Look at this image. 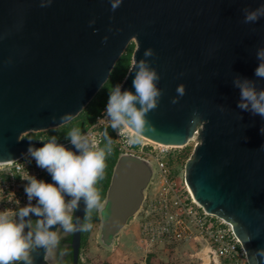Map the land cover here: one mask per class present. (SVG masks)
<instances>
[{
  "label": "water",
  "instance_id": "1",
  "mask_svg": "<svg viewBox=\"0 0 264 264\" xmlns=\"http://www.w3.org/2000/svg\"><path fill=\"white\" fill-rule=\"evenodd\" d=\"M111 3L0 0V163L50 139L28 133L78 116L134 41L121 90L135 92L134 65L144 60L160 77L156 87L162 92L146 114L152 128L144 136L184 147L197 133L184 166L186 185L208 213L231 225L249 264H264V119L237 107L240 93L233 83L249 78L264 89V79L254 74L264 17L244 23V9L264 0H122L115 11ZM148 49L151 57L144 56ZM57 142L76 151L70 140ZM154 175L147 159L120 154L100 212L105 244L116 243L141 212ZM44 181L52 182L48 173ZM85 207L81 200L74 212L79 223ZM81 232L71 235L73 264L79 262ZM31 255L34 264H49L43 249Z\"/></svg>",
  "mask_w": 264,
  "mask_h": 264
},
{
  "label": "clouds",
  "instance_id": "2",
  "mask_svg": "<svg viewBox=\"0 0 264 264\" xmlns=\"http://www.w3.org/2000/svg\"><path fill=\"white\" fill-rule=\"evenodd\" d=\"M121 2L112 0V11ZM261 17H264V5L254 10L244 9L245 24L255 23ZM152 55L151 49L144 52L145 57ZM256 58L259 65L255 77L264 79V47L257 50ZM134 68L132 86L135 92L122 91L119 84L112 86L105 109L110 127L128 145L141 143L145 132L152 128L146 120V114L158 106V97L162 95L156 87L160 77L149 70L144 60L137 62ZM233 83L240 93L237 107L264 119V89L258 90L255 81L249 78L237 77ZM177 91L180 95L184 94L183 87ZM176 102L173 99L172 103ZM61 119L69 120L70 117ZM260 131L264 133V127ZM105 137L107 144L100 147L91 131L84 133L80 128L73 127L67 132L66 138L76 151L58 143L55 136L44 142L42 147L29 146L26 156L34 159L39 168L46 170L52 182L37 179L28 172L21 175L22 179L29 181L25 186L29 204L16 211H0V264H34L31 253L36 249L44 250V257L49 264H59V258L66 254V249H61L62 239L77 231L92 229L90 213L102 212L106 203L96 186L104 178L106 156L111 151L112 140L107 132ZM66 196L71 199L66 200ZM33 199L37 200L36 205H32ZM81 200L86 206L85 223L74 220V212L78 210ZM30 215L38 218L34 230L32 220L26 219ZM26 227L29 229L27 232ZM260 254L264 255V249L260 250Z\"/></svg>",
  "mask_w": 264,
  "mask_h": 264
},
{
  "label": "built area",
  "instance_id": "3",
  "mask_svg": "<svg viewBox=\"0 0 264 264\" xmlns=\"http://www.w3.org/2000/svg\"><path fill=\"white\" fill-rule=\"evenodd\" d=\"M104 119L105 115L98 116L91 128L96 131L98 142L101 136L99 129L110 125V122ZM115 133L114 144L119 151L137 155L139 144L137 147L128 145L124 138L119 137L116 131ZM159 147L155 157L137 155L154 165L155 174L160 176L162 182L158 194L150 197L146 208L143 209L141 235L150 241H197L206 249L208 264H249L246 251L231 225L208 213L194 199L186 184L181 188L170 179L169 164L172 153L182 147ZM0 168V211H16L29 204L25 193V186L29 181L22 179V174L28 172L30 176L44 180L47 173L37 166L34 159L26 155L15 161L0 163Z\"/></svg>",
  "mask_w": 264,
  "mask_h": 264
},
{
  "label": "rangeland",
  "instance_id": "4",
  "mask_svg": "<svg viewBox=\"0 0 264 264\" xmlns=\"http://www.w3.org/2000/svg\"><path fill=\"white\" fill-rule=\"evenodd\" d=\"M131 43H134V41ZM105 109L101 112L102 116L105 115ZM104 120H107L106 116ZM48 130L31 133H45ZM89 131L95 137L97 136L95 130L90 129ZM31 133H28V135ZM197 142V135H195L193 140L187 145L191 149L188 159ZM137 149V155L152 158L158 154L160 147L157 144L142 139ZM187 160H180L174 164H169L171 169L170 179L181 188H184L186 184L184 166ZM161 183L160 176L155 174L147 190V197L141 212L122 231L119 239L114 244H105L101 239L99 212V220L94 224L86 245L80 250V264H208L206 249L197 241L191 239H185L180 242L150 241L141 235L140 222L143 216V209L146 208L148 199L158 194Z\"/></svg>",
  "mask_w": 264,
  "mask_h": 264
},
{
  "label": "trees",
  "instance_id": "5",
  "mask_svg": "<svg viewBox=\"0 0 264 264\" xmlns=\"http://www.w3.org/2000/svg\"><path fill=\"white\" fill-rule=\"evenodd\" d=\"M135 49V44L130 43L125 52L121 55V57L116 62L113 70L111 71V74L108 78V80L105 82V84L102 86V88L98 91V93L95 95V97L88 103V105L76 116L74 119H72L70 122L60 126L59 128L50 129L46 131L45 133H31L29 134L32 137L36 138H51L52 136H55L59 140H69L67 139V132L73 128L78 127L81 129L82 132L87 133L93 126V124L96 122L98 116H101V112L106 108L107 101L109 98V88L112 86H115L117 84L121 85L123 79L125 78L129 68L132 64V54ZM101 136H100V147H105L107 144V138L105 137V132H107V136L111 138L112 144H111V151L106 156V169L104 178L97 183V188L99 189L101 193L102 200L106 197V192L108 189V186L110 184L113 168L115 166V163L122 153L119 151V149L115 146L114 140H115V130H113L110 125H105L99 129ZM137 147V144L135 145ZM190 148L188 146L181 148L180 150L174 151L172 153V159L170 161V164H174L177 161L180 160H187L188 156L190 155ZM86 216V215H85ZM91 220L90 222L94 226V224L99 220V214L95 211L90 213ZM85 217L83 223H85ZM93 228V227H92ZM92 230V229H91ZM91 230L88 231H82L81 232V250L86 245L88 237L90 235ZM72 240V237L70 236L69 241ZM70 259L72 261V248L70 247ZM136 264V263H135Z\"/></svg>",
  "mask_w": 264,
  "mask_h": 264
},
{
  "label": "flooded vegetation",
  "instance_id": "6",
  "mask_svg": "<svg viewBox=\"0 0 264 264\" xmlns=\"http://www.w3.org/2000/svg\"><path fill=\"white\" fill-rule=\"evenodd\" d=\"M104 201H105V199H104ZM36 219H38V218L33 216V218H32L33 230H34ZM28 230L29 229H27L25 232H27ZM70 236H68L65 239H62V241H61V249L62 250L66 249V254L59 258V264H73V258H72V261H71L70 254H69L70 247H71V241H69ZM47 262L49 263V261H47ZM80 263H81V258H79L78 264H80Z\"/></svg>",
  "mask_w": 264,
  "mask_h": 264
},
{
  "label": "bare ground",
  "instance_id": "7",
  "mask_svg": "<svg viewBox=\"0 0 264 264\" xmlns=\"http://www.w3.org/2000/svg\"><path fill=\"white\" fill-rule=\"evenodd\" d=\"M195 135H197L196 132H195ZM195 135H194V136H195ZM193 138H194V137H193ZM193 138L191 139V141L193 140ZM142 139H144V140H146V141H149V142H151V143L157 144V145H159V146L178 147V145L163 144V143L156 142V141H154V140H151V139L147 138V137L144 136V135H143ZM189 190H190V189H189ZM190 192H191V190H190ZM191 194H192V192H191ZM192 195H193V194H192ZM193 197H194V196H193Z\"/></svg>",
  "mask_w": 264,
  "mask_h": 264
}]
</instances>
